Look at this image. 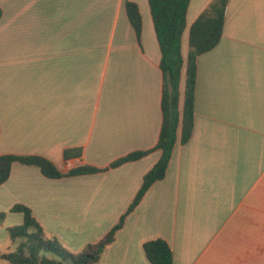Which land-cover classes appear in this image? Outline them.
Returning <instances> with one entry per match:
<instances>
[{
  "label": "crops",
  "instance_id": "obj_1",
  "mask_svg": "<svg viewBox=\"0 0 264 264\" xmlns=\"http://www.w3.org/2000/svg\"><path fill=\"white\" fill-rule=\"evenodd\" d=\"M126 1L139 9L140 43ZM211 1L191 0L183 57ZM0 9V155L44 157L66 173L156 145L163 75L148 0H0ZM196 67L189 141L96 264H151L143 245L156 239L173 264H264V0H227L222 37ZM70 149L80 157L65 160ZM159 157L62 179L14 163L0 211L26 206L47 238L80 252L119 222Z\"/></svg>",
  "mask_w": 264,
  "mask_h": 264
},
{
  "label": "trees",
  "instance_id": "obj_2",
  "mask_svg": "<svg viewBox=\"0 0 264 264\" xmlns=\"http://www.w3.org/2000/svg\"><path fill=\"white\" fill-rule=\"evenodd\" d=\"M190 2L191 0H148L161 54L159 67L163 75L162 125L158 141L153 148L129 154L105 169L79 166L66 173H62L54 163L44 157L0 155L1 186L9 179L14 163L36 167L47 179H62L103 172L128 162L138 161L150 153L160 152L158 161L144 175L142 185L128 210L101 239L88 244L80 253L75 254L64 249L57 239L47 238L31 210L24 205L16 204L10 212L20 213L23 221L21 225L7 229L15 248L1 254V260L9 264H96L103 250L114 241L116 233L124 226L126 217L138 206L147 190L154 183L164 179L175 145L186 144L192 135L196 60L202 54L211 51L223 34L227 0H212L188 29V51L183 57L181 42L187 25L186 16ZM125 11L135 37L140 43L142 19L139 9L136 4L126 1ZM1 17L0 9V19ZM80 155L79 149L63 152L65 160L78 158ZM4 220L5 214L0 212V225ZM143 250L151 264H173L172 251L162 239L146 242Z\"/></svg>",
  "mask_w": 264,
  "mask_h": 264
},
{
  "label": "rangeland",
  "instance_id": "obj_3",
  "mask_svg": "<svg viewBox=\"0 0 264 264\" xmlns=\"http://www.w3.org/2000/svg\"><path fill=\"white\" fill-rule=\"evenodd\" d=\"M0 212L5 214V220L3 224L0 225V252L8 253L12 251L15 248V246L12 244L10 240L7 229L21 225L23 221V217L20 213H11L10 210L0 211ZM60 244L62 245L64 249H66L61 242ZM66 250L69 251L68 249ZM80 252L78 251L77 253H80Z\"/></svg>",
  "mask_w": 264,
  "mask_h": 264
}]
</instances>
